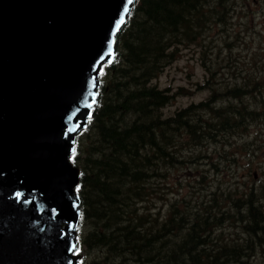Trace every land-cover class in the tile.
I'll list each match as a JSON object with an SVG mask.
<instances>
[{"label": "trees", "instance_id": "trees-1", "mask_svg": "<svg viewBox=\"0 0 264 264\" xmlns=\"http://www.w3.org/2000/svg\"><path fill=\"white\" fill-rule=\"evenodd\" d=\"M239 1L138 0L132 8L119 36L117 58L101 70L97 107L87 128L76 136L71 157L80 170L82 243L103 252L106 262L203 263L185 249L199 236L196 225L188 233L190 241L166 255L170 246L161 244L158 237L165 235L157 234L158 219L152 210L156 206L154 187L168 169L184 162L181 148L201 146L208 140L228 141L227 135L243 130L264 113V65L261 68L258 60L249 67L235 63L224 75L233 81H219L222 88H212L208 101L173 115L163 112L172 94L155 80L176 59L179 46L202 48L206 40L213 41L215 33L228 27ZM238 161L239 156L231 154L224 164L210 162L212 172L220 179L229 162ZM218 193L235 215L226 210L223 218L212 216ZM262 200L253 188L233 195L229 186H217L210 205L202 203L208 215L196 220L202 219L204 227L214 220L235 221L248 236L264 239ZM181 222L173 218L169 227L181 226ZM200 232L206 233L204 229ZM187 256L191 260L185 262Z\"/></svg>", "mask_w": 264, "mask_h": 264}, {"label": "water", "instance_id": "water-1", "mask_svg": "<svg viewBox=\"0 0 264 264\" xmlns=\"http://www.w3.org/2000/svg\"><path fill=\"white\" fill-rule=\"evenodd\" d=\"M134 0H0V264H76L74 136Z\"/></svg>", "mask_w": 264, "mask_h": 264}, {"label": "rangeland", "instance_id": "rangeland-1", "mask_svg": "<svg viewBox=\"0 0 264 264\" xmlns=\"http://www.w3.org/2000/svg\"><path fill=\"white\" fill-rule=\"evenodd\" d=\"M236 6H239L238 12L233 14L228 27H223L213 35L215 41L206 40L202 48H193L190 45L179 46L176 59L155 80L158 86L167 88L172 94L171 102L163 109L166 115L175 114L192 104L207 100L212 88H222L217 84L219 81L222 84L233 81L224 75L231 71L235 63L249 67L253 66V61L258 60L261 68L264 65V0H240ZM230 54H232L231 59ZM253 105L257 106L258 102ZM255 119L232 137V141H236L233 146L235 152L242 157L233 166V170L229 168L224 174V185L232 186L234 189L251 184L264 185V114ZM201 129L204 131V128ZM205 146L207 152L215 157L216 145L208 143ZM245 147H249L250 154L243 156ZM195 151L197 149L187 150L185 162L168 169L165 178H161L158 184H155L154 208L156 210L160 208L161 215H166L170 204L179 199L175 194L182 197L183 194L190 193L193 198L192 203L204 195L203 188L209 184L208 179L199 180L195 175L198 171L208 172L211 167L205 162L192 159ZM250 172L253 173L254 178L249 176ZM240 175L243 177L239 179ZM208 177L215 178L216 174L213 173ZM241 229H243L241 226H232L225 231L238 236ZM102 253L100 250L88 251L82 245L80 252L77 249L76 257L80 264L92 262L106 264L105 255Z\"/></svg>", "mask_w": 264, "mask_h": 264}, {"label": "flooded vegetation", "instance_id": "flooded-vegetation-1", "mask_svg": "<svg viewBox=\"0 0 264 264\" xmlns=\"http://www.w3.org/2000/svg\"><path fill=\"white\" fill-rule=\"evenodd\" d=\"M197 240H200V239L197 238ZM205 240L209 241V238H205ZM194 245L196 246V244L187 245L185 249L190 250L191 248L195 247ZM224 255L226 256V260L237 262V263H230V264H240L242 260H251L252 258H253L252 260H257L258 258L264 259V254H260L255 250L253 252L251 251V252H243V253H239V252L225 253ZM252 260L249 261L248 264H253Z\"/></svg>", "mask_w": 264, "mask_h": 264}, {"label": "bare ground", "instance_id": "bare-ground-1", "mask_svg": "<svg viewBox=\"0 0 264 264\" xmlns=\"http://www.w3.org/2000/svg\"><path fill=\"white\" fill-rule=\"evenodd\" d=\"M205 238H207V237H205Z\"/></svg>", "mask_w": 264, "mask_h": 264}]
</instances>
